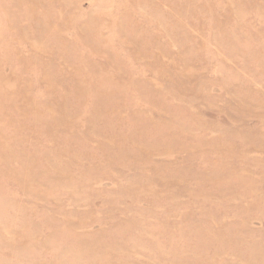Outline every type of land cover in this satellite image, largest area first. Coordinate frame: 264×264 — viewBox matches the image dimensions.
I'll use <instances>...</instances> for the list:
<instances>
[{"label": "rangeland", "instance_id": "rangeland-1", "mask_svg": "<svg viewBox=\"0 0 264 264\" xmlns=\"http://www.w3.org/2000/svg\"><path fill=\"white\" fill-rule=\"evenodd\" d=\"M0 264H264V0H0Z\"/></svg>", "mask_w": 264, "mask_h": 264}]
</instances>
